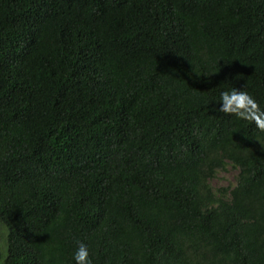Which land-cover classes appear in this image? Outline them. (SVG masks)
<instances>
[{
	"label": "trees",
	"instance_id": "trees-1",
	"mask_svg": "<svg viewBox=\"0 0 264 264\" xmlns=\"http://www.w3.org/2000/svg\"><path fill=\"white\" fill-rule=\"evenodd\" d=\"M231 87L264 107V0H0V264H264Z\"/></svg>",
	"mask_w": 264,
	"mask_h": 264
},
{
	"label": "clouds",
	"instance_id": "clouds-1",
	"mask_svg": "<svg viewBox=\"0 0 264 264\" xmlns=\"http://www.w3.org/2000/svg\"><path fill=\"white\" fill-rule=\"evenodd\" d=\"M210 102L219 113L241 121L251 122L259 132L264 133V107H261L258 100L243 88L238 90L231 87L221 90L219 99ZM259 144L264 147L260 142ZM72 261L73 264H93L89 249L83 241L76 242Z\"/></svg>",
	"mask_w": 264,
	"mask_h": 264
},
{
	"label": "rangeland",
	"instance_id": "rangeland-1",
	"mask_svg": "<svg viewBox=\"0 0 264 264\" xmlns=\"http://www.w3.org/2000/svg\"><path fill=\"white\" fill-rule=\"evenodd\" d=\"M236 169L231 166L226 167L225 170L218 171L215 176L210 180L211 184L215 187L227 186L234 184ZM3 239V227L0 225V247Z\"/></svg>",
	"mask_w": 264,
	"mask_h": 264
}]
</instances>
